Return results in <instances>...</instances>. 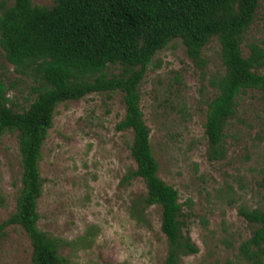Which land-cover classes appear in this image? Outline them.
Instances as JSON below:
<instances>
[{
	"label": "rangeland",
	"instance_id": "rangeland-1",
	"mask_svg": "<svg viewBox=\"0 0 264 264\" xmlns=\"http://www.w3.org/2000/svg\"><path fill=\"white\" fill-rule=\"evenodd\" d=\"M14 0H0L6 7ZM55 0H32L50 8ZM264 40V0L242 45ZM203 69L188 58L179 40L153 57L139 86L140 106L150 129L159 177L174 187L183 204L182 219L195 254L178 264H253L240 245L255 226L240 210H264V95L247 90L224 131L226 158L210 161L204 135L207 104L217 91L210 84L223 70L220 45L211 40L202 51ZM2 78L15 111L35 98L31 78L18 75L0 47ZM117 73V71L115 72ZM264 73V67L260 70ZM120 93H97L60 103L42 147L39 170L42 196L39 228L70 243L60 249L69 264H165L166 240L160 211L151 207L145 222L130 217L132 200L145 193L143 182L124 176L135 170L131 131H117L124 117ZM22 167L16 134L0 137V223L16 210ZM98 234L89 248L73 242L88 226ZM32 247L19 226L0 236V264H31ZM264 264V260H263Z\"/></svg>",
	"mask_w": 264,
	"mask_h": 264
},
{
	"label": "trees",
	"instance_id": "trees-1",
	"mask_svg": "<svg viewBox=\"0 0 264 264\" xmlns=\"http://www.w3.org/2000/svg\"><path fill=\"white\" fill-rule=\"evenodd\" d=\"M260 0H55L50 7L32 0L0 2V47L14 71L35 84V98L15 111L0 67V137L16 134L22 167L16 210L0 223L19 226L30 240L31 264H69L60 249L70 243L42 231L38 201L42 196L39 162L42 147L60 103L97 93H120L124 117L117 131H131L130 156L135 170L124 181L140 179L145 193L132 200L129 213L138 223L146 211L158 207L160 231L166 240L165 264L197 253L182 219L183 204L173 186L158 175L159 164L150 143V129L140 106L139 86L158 51L179 40L192 62L203 69L202 51L211 40L220 45L222 72L210 82L215 97L207 104L204 135L207 158H226L224 131L235 117L238 98L247 90L264 95V40L242 45L253 24ZM117 71V73H115ZM261 186L264 188V178ZM0 206L4 197L0 192ZM255 226L240 245L248 262L263 264L264 210H240ZM96 226H88L73 243L93 245Z\"/></svg>",
	"mask_w": 264,
	"mask_h": 264
}]
</instances>
